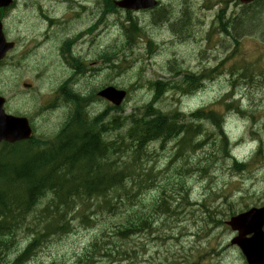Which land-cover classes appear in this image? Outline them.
<instances>
[{
  "label": "rangeland",
  "instance_id": "1",
  "mask_svg": "<svg viewBox=\"0 0 264 264\" xmlns=\"http://www.w3.org/2000/svg\"><path fill=\"white\" fill-rule=\"evenodd\" d=\"M72 1H76L75 6L84 3L87 7L88 15L82 21L85 23L74 24L75 27L79 23L80 30L91 22L89 17L94 22L101 15L100 12L106 13L103 14L104 22L99 25V28H102L100 31L103 32H97L99 35H95L94 42L88 44L87 41L84 45L86 47H82L84 50L77 47L74 52L71 51L72 57H77V51L78 55L82 54L91 63L105 51L110 57L109 67L118 68L113 70L105 67L101 72L90 70L87 74L82 70L80 74L77 62L74 66L61 64L57 57L58 46L55 47L54 43L52 51H41V56L48 55V59L52 57L55 61L54 65L45 68L49 65L47 60L39 59V52L37 55L34 49H28V44L23 42L22 45L26 47L21 46L19 50L11 52L0 65V92L9 98L8 112L31 115L37 127L34 129L36 136L55 135L64 122L75 114H72L71 102L65 99V94L69 92L79 96L82 115L89 113L88 111H103L104 114L111 112L116 117L127 116L134 108L151 100V91L143 85L144 83L151 79L162 80L171 70L181 73L189 72L191 68L202 73L204 70L200 66H206L210 68L207 73L212 79L208 78L199 92L182 95L170 90L158 106L168 113L180 107L186 119L190 120L193 119L192 112L213 106L215 111L222 114L232 144L241 136L256 135L257 141H252L246 146L239 140L236 143L240 145L234 146L233 154L245 166L236 165L233 159L223 153V136L212 121L202 118L197 119L196 123L201 126L199 140L205 141L204 146L199 150L187 151L170 167L166 166L175 151L176 140L165 144L159 141L151 143L143 152L139 166L132 169V174L127 170V174L138 176L128 182V187L132 190L125 196L127 200L117 209L116 214H102L96 209V213L90 215L93 224L82 223V218L78 215L72 220V217L69 218L70 233L61 236L62 238H51L44 242L45 246L42 244V249H38L37 258L31 262L72 263L97 234L102 230L109 231L113 224L124 221L130 215L143 220L149 217L152 227L139 228L128 239H117L111 235V240L116 242L119 249L107 241L111 247L109 253L112 255L104 258L105 264H247L241 251L230 244L236 233L226 224L232 211L239 213L252 206L264 205V1L245 11V7L238 6L234 0L228 4L203 3L201 0H171V4H166L169 16L182 22L187 18L188 30L175 32L168 24L154 21L155 12L140 13L136 17L141 24H145L147 34L152 38V50H145L141 44L131 51L127 58H120L119 55H123L122 51L128 43H119L118 47L109 45L114 35L121 32L114 23L117 14L105 12L107 8L100 0ZM203 5L207 8H203ZM180 7L184 10L185 18L178 13ZM60 10L57 11L58 14ZM222 11L221 23L217 22V25L221 24L225 31L215 25L211 39H207L210 30L212 31V19L215 20L216 15ZM73 13L71 10V14ZM18 14L17 9L0 14V17L5 16L4 23L9 31L6 35L8 34L9 40L26 37L32 29L22 27L23 22ZM120 16L124 17L125 14L121 13ZM24 20L25 25L28 19ZM150 20L157 26L148 25ZM69 32L76 33L74 29ZM244 34L246 36L242 38L241 44H237L236 39ZM129 37L134 39L132 35ZM136 37L138 39V36ZM25 55L26 59L22 60ZM111 55L115 57L113 62ZM13 58L20 59L21 63L17 61L15 66L8 67ZM102 64H105L104 60L100 59L92 68L98 69ZM242 66H248L250 72L251 69L255 70L253 78L249 77L250 72L246 75ZM213 68L216 69L212 70ZM141 73L143 79L139 82ZM24 82H34L35 87L25 88ZM107 83L130 93L127 97L129 99L123 104L126 106L124 112L117 111L115 107L96 96L100 89L109 85ZM65 84L64 94L62 89ZM229 92L238 94L239 99L228 98L222 102ZM48 99L45 111L37 112L41 104H45ZM239 109L246 115L240 113ZM110 115L112 114L108 116ZM254 129L256 133L252 131ZM125 131H117L115 137H120ZM214 154L217 158L209 164L207 157ZM128 156L133 158L134 153H129ZM8 159L6 157L1 161L6 162ZM115 159L117 163L118 159ZM204 164L208 165V174L203 175L198 170V165ZM145 179L147 182L143 181ZM134 180L141 184L135 186ZM164 193L181 198L186 196L191 201L184 202L189 211L181 214L179 221L171 216L163 218L165 214H169L162 211L167 208L163 201ZM46 201L43 203L46 204ZM210 216L213 217L211 221ZM16 241L18 245L14 250L18 252L20 248H24L27 241L23 236H18ZM125 250L131 252V256L124 252ZM100 263L102 261L98 264Z\"/></svg>",
  "mask_w": 264,
  "mask_h": 264
},
{
  "label": "trees",
  "instance_id": "2",
  "mask_svg": "<svg viewBox=\"0 0 264 264\" xmlns=\"http://www.w3.org/2000/svg\"><path fill=\"white\" fill-rule=\"evenodd\" d=\"M178 13L183 18L186 17L181 7L178 9ZM159 15L156 13L155 19ZM161 20L167 21L169 18L166 16ZM187 21L186 18L184 22L177 21L172 24L174 31H187L189 28ZM135 26L137 27V25ZM130 55L131 52L119 56L127 58ZM182 72L185 73L186 81H188L184 83V92H190L203 84L201 78L190 75L188 71ZM142 79L141 73L139 82ZM155 80L151 79L143 84L147 86L146 88L150 87L148 88L150 91L154 89L150 95L151 100L146 106L143 104L134 108L133 113L124 116L125 118L123 116L115 117V115H110V117L108 115L111 112L109 114L103 112L102 115L91 119L89 117L86 120L88 113L82 116L79 109L76 114L71 116L68 124L63 125L55 135L48 136L49 138L34 136L28 141L3 145V150L0 153V262L2 261V264H5L6 261V264H29L35 258L38 249L41 250L44 242H48L53 235L56 234L54 239L70 233L69 213H74V216L80 213L82 223L91 222L92 219L87 215V209L92 201L101 199V201H97L98 207L104 210L120 209L122 203L127 200L125 196H128L132 190L128 187V182L134 176H138L127 174V170L139 166L143 152L151 143L160 141L165 144L170 141L169 139L179 140L178 151L175 156L170 157L166 167L174 165L175 161L178 162L187 151L199 146L193 142L195 132L193 122L181 119L180 112L170 114L158 106L166 97V90L169 89V86L177 88L179 84ZM233 83L235 82L233 81ZM138 86L141 87L140 84ZM65 89L66 84L62 89L64 94ZM161 90L163 91L161 92ZM73 95L69 92L65 95V99L71 102ZM116 109L124 112L125 105L122 104ZM239 111L244 114L243 110L239 109ZM88 112L91 114L90 111ZM198 113H203L207 119L210 118L218 125L220 132L224 133L222 115L216 111H199ZM123 129L126 130V133L115 137V132L122 130L120 132L122 133ZM181 134L183 135L182 140H180ZM222 149L228 153V147L225 144ZM129 153H134V157L130 158ZM6 157L10 162L1 161ZM115 157L118 159L117 163ZM216 158V154L207 157L209 164ZM199 167L198 170L203 175L208 174V165L204 164L200 169ZM74 171H76L75 174ZM143 181L147 182V179ZM134 184L139 186L141 182L134 180ZM44 201L47 203H43ZM163 201L167 208L162 211L169 213L165 214L163 218L171 216L176 221L180 220L181 214L189 211L184 206V202H191L186 196L181 198V196L168 193H164ZM37 207L38 209H36ZM76 208L80 210L75 212ZM212 218L210 216L209 221ZM150 226L152 227L149 217L143 220L129 215L124 221L114 224L110 232L102 230L91 244L85 247L86 250L78 255L76 261L64 264H98L101 261L102 264H105L104 258L112 255L109 253L111 247L107 241L117 247L116 242L111 240V235L117 239H124L137 229H146ZM22 229L28 234V237L23 235ZM41 232L42 234H40ZM17 235L24 236L27 241L26 246L20 250L21 252L18 251L19 253L14 250L17 245V242L14 241L18 237ZM28 240L31 242L30 244ZM124 252L131 256V252L127 250ZM53 264L63 263L54 262Z\"/></svg>",
  "mask_w": 264,
  "mask_h": 264
},
{
  "label": "water",
  "instance_id": "3",
  "mask_svg": "<svg viewBox=\"0 0 264 264\" xmlns=\"http://www.w3.org/2000/svg\"><path fill=\"white\" fill-rule=\"evenodd\" d=\"M11 0H0L1 5H9ZM122 7L147 8L153 6V0H124L119 3ZM12 43H6L0 26V58L5 51L12 47ZM124 92L108 89L104 97L115 104H120L124 99ZM4 99L0 98V141L6 139L14 142L21 139L30 138L32 129L24 118L8 115L3 110ZM234 229L239 230V235L233 239L237 243L248 264H264V208L252 209L249 212L235 216L229 222ZM254 233L251 237L248 234Z\"/></svg>",
  "mask_w": 264,
  "mask_h": 264
},
{
  "label": "flooded vegetation",
  "instance_id": "4",
  "mask_svg": "<svg viewBox=\"0 0 264 264\" xmlns=\"http://www.w3.org/2000/svg\"><path fill=\"white\" fill-rule=\"evenodd\" d=\"M100 1H102V0H100ZM165 1H166V3H164ZM170 1L171 0H160V3H163V4L155 11L153 18H154V21H159V23H163V25L168 24L169 27L172 30H174L172 24L176 23V20H173L169 16V12L167 11L168 5H166V4H171ZM179 1L180 0H177L176 2H179ZM183 1H186V0H183ZM74 2H76V1L55 0L52 2L51 0H19L20 5L26 11L25 12L26 18L28 19L26 24L32 26L34 28V32H41L44 34V36L46 35L45 39L48 41L51 40V38L57 32L68 31V30H72L73 28H75L74 24H75V22H79V20L77 21V15L75 12L73 14H71V10L74 11V8H72V7H78V6H75ZM40 5L43 7L41 8ZM79 7H80V12L82 14H84L86 12V8H87L86 5L84 3H82L81 5L79 4ZM36 9H38V11H36ZM59 9H61L60 11L62 12V14H61V12L59 14L57 13V11ZM243 9L245 11L250 10L249 8H246V7ZM39 11H40V13H39ZM105 11H107L109 13L113 12V11H109V10H105ZM156 13H157V15H159L158 13H161V14L155 19ZM93 14H94V12H93ZM100 14L101 15H99L97 17V20L93 22V24L97 27H99L100 23L104 22L103 14H106V13L100 12ZM166 16L169 18V20H167V21L161 20L163 17H166ZM68 20H70L71 22H69ZM65 24H69V25H65ZM23 25H24V19H23ZM135 25H137V27H139L138 24H135ZM47 34H49V35H47ZM70 40H71V42L68 43V45L66 46L64 51L59 56H57L58 60L61 61L62 65H70V66H74L75 62H77V64H78L77 69L79 70V73L81 74L83 72L82 70H84L85 73L87 74L88 72H90V69H88L84 66H81L79 64L81 62L80 60H82L84 58L82 56V54L80 56V55H78V52L76 51L77 58H75V56L72 57L71 51L74 52L75 48L81 47V46L83 47L85 45V43L88 41V38L87 37L83 38L81 41L77 40V43H74L73 38H70L69 40L67 39L66 41H70ZM36 52H39V59H40L41 58V50H39V51L37 50ZM113 56L114 55H111L112 62L115 60V57H113ZM54 62H55L54 59L52 60V57H51L50 59L47 60V63L49 65H46L45 68L54 65ZM159 80H161V79H159Z\"/></svg>",
  "mask_w": 264,
  "mask_h": 264
},
{
  "label": "bare ground",
  "instance_id": "5",
  "mask_svg": "<svg viewBox=\"0 0 264 264\" xmlns=\"http://www.w3.org/2000/svg\"><path fill=\"white\" fill-rule=\"evenodd\" d=\"M71 4H72V3H71ZM71 4H70V5H71ZM72 6H73V5H72ZM85 13H86V12H85ZM86 14H88V13H86ZM70 15H71V14H70ZM70 17H71V16H70ZM176 22H177V21H176ZM68 29H69V28H68ZM41 31H42V30H41ZM44 32H45V31H44ZM39 33H41V32H39ZM72 34H73V33H72ZM47 35H49V34H47ZM45 36H46V35H45ZM97 39H98V38H97ZM68 40H69V39H68ZM84 40H85V39H84ZM88 40H89V39H88ZM97 42H98V41H97ZM79 44H80V43H79ZM88 44H89V43H88ZM88 44H87V45H88ZM194 44H195V42H194ZM72 47H73V46H72ZM84 47H86V46H84ZM83 50H84V49H83ZM83 50H82V51H83ZM85 50H86V49H85ZM110 51H111V50H110ZM110 51H109V52H110ZM153 51H154V50H153ZM85 52H86V51H85ZM96 53H97V52H96ZM110 53H111V52H110ZM80 56H81V55H80ZM55 57H56V56H55ZM56 58H57V57H56ZM75 58H77V57H75ZM83 59H84V58H83ZM83 59H82V60H83ZM92 59H93V58H92ZM80 61H81V60H80ZM172 68H173V67H172ZM63 72H64V71H63ZM79 76H80V75H79ZM87 76H88V75H87ZM86 79H87V78H86ZM88 79H89V78H88ZM74 80H75V79H74ZM154 80H155V79H154ZM152 81H153V80H152ZM155 81H156V80H155ZM157 81H158V80H157ZM164 83H165V82H164ZM73 84H74V83H73ZM154 84H155V83H154ZM156 85H157V84H156ZM69 86H70V85H69ZM170 86H171V85H170ZM71 87H72V86H71ZM73 87H74V86H73ZM148 88H150V87H148ZM154 88H155V87H154ZM67 89H69V88H67ZM75 89H76V88H75ZM108 89H114V90H117V91H118V90H119V91H123L124 94H125V95H124V100H123V102H121L120 104H115V103H114V105H112V106L115 107V108H117V107L121 106L122 104H124L125 101H126V99H127V97H129V94H130V93H129L127 90H125V89H121V88H118V87L115 86V85H112V84L110 85V84H109V85L103 87L102 89H100V90L97 92L96 96L99 97V98H101V99H103L104 94H105V92H106ZM153 90H154V89H153ZM153 90H152V91H153ZM158 90H159V89H158ZM73 91H74V90H73ZM152 91H151V92H152ZM162 91H163V90H161V92H162ZM251 91H252V90H251ZM161 92H160V93H161ZM72 94H73V93H72ZM76 94H77V93H76ZM65 95H66V94H65ZM79 95H80V94H79ZM153 95H154V92H153ZM164 95H165V94H164ZM80 97H81V96H80ZM150 97H151V96H150ZM71 98H73V100L71 101V104H72V108H73V110H72L73 113H72V114H74V113H77L78 110H79V105H78V102H79V96L74 94ZM85 98H86V97H85ZM149 99H150V98H149ZM161 100H162V99H161ZM64 102H65V100H64ZM64 102H63V103H64ZM146 104H147V103H146ZM146 104H145V106H146ZM67 105H68V104H67ZM140 105H141V104H140ZM125 107H126V106H125ZM139 107H140V106H139ZM143 107H144V106H143ZM153 107H154V106H153ZM136 108H137V107H136ZM155 108H156V107H155ZM85 109H86V108H85ZM99 109H100V108H99ZM103 109H104V108H103ZM101 110H102V109H100V111H101ZM157 110H158V109H157ZM85 111H86V110H85ZM97 111H99V110H97ZM86 112H87V111H86ZM150 112H151V111H150ZM81 113H82V110H81ZM102 113H103V111L100 112V113H93V114H92V113H91V114L88 113V114L86 115V118H85V119L87 120V118H89V117H90V119H91V118L96 117V116H98V115H102ZM119 113H120V112H119ZM132 113H133V112H132ZM137 113H138V112H137ZM141 113H143V112H141ZM85 114H86V113H85ZM85 114H83V115H85ZM111 114L114 116L113 113H111ZM83 115H82V116H83ZM120 115H121V114H120ZM110 117H111V116H110ZM115 117H116V116H115ZM123 117H124V116H123ZM138 117H139V116H138ZM140 117H141V116H140ZM106 118H107V117H106ZM106 118H104V119H106ZM124 118H125V117H124ZM70 119H71V118H68V120L64 122V125H65V124H68L69 121H70ZM92 120H93V119H92ZM106 120H107V119H106ZM117 120H118V119H117ZM128 122H129V121H128ZM129 126H130V125H129ZM125 128H126V127H125ZM121 129H122V128H121ZM123 130H124V129H123ZM118 131L121 132L122 130H121V131L118 130ZM115 133H116V132H115ZM125 133H126V132H125ZM34 136H36L35 130H33V132H32L31 139H32ZM129 142H130V141H129ZM175 143H176V142H175ZM208 147H209V146H208ZM41 148H42V147H41ZM217 150H218V149H217ZM207 153H208V152H207ZM203 154H204V153H203ZM170 155H171V154H170ZM172 156H173V155H172ZM200 158H201V157H200ZM172 159H173V158H172ZM102 160H103V159H102ZM201 163H202V162H201ZM201 166H202V165H201ZM201 166H200V167H201ZM200 167H199V169H200ZM49 170H50V169H49ZM201 173H202V172H201ZM38 206H39V205H38ZM42 208H43V207H42ZM42 208H41V209H42ZM36 209H38V207H37ZM38 211H39V210H38ZM32 213H33V212H32ZM35 214H36V212H35ZM29 216H30V215H29ZM36 217H37V216H36ZM38 217H39V216H38ZM46 217H47V216H46ZM27 220H29V219H27ZM27 220H26V221H27ZM68 220H69V219H68ZM37 221H38V220H37ZM22 222H23V221H22ZM28 222H30V221H28ZM32 222H33V221H32ZM48 222H49V221H48ZM72 222H74V221H72ZM34 223H35V222H34ZM227 223H228V222H227ZM25 224H26V222H25ZM25 224H24V225H25ZM35 225H36V224H35ZM18 226H19V225H18ZM41 226H42V225H41ZM27 227H28V226H27ZM32 227H33V226H32ZM32 227H30V228H32ZM23 228H24V227H23ZM14 229H15V228H14ZM37 230H39V229H37ZM37 230H35V231L37 232ZM22 231L24 232L23 229H22ZM17 233H18V232H17ZM23 234H25V232H24ZM30 234H31V233H30ZM40 234H42V232H41ZM65 234H66V233H65ZM27 235H28V234H27ZM27 235H26V236H27ZM17 236H18V235H17ZM29 236H30V235H29ZM31 236H33V235H31ZM54 236H56V234L53 235V237H54ZM23 237H24V236H23ZM27 237H28V236H27ZM51 237H52V236H51ZM53 237H52V238H53ZM63 237H64V236H63ZM2 238H3V237H2ZM16 238H17V237H16ZM57 238H58V237H57ZM61 238H62V237H61ZM6 239H7V238H6ZM24 239H25V237H24ZM26 239H27V238H26ZM29 240H30V239H29ZM29 240H28V243L30 244L31 242H30ZM14 241H15V243L17 242L16 239H15ZM4 242H5V241H4ZM11 243H12V242H11ZM15 243H14V244H15ZM16 244L18 245V242H17ZM26 244H27V243H26ZM17 245H16L15 247H17ZM1 246H2V245H1ZM25 246H26V245H25ZM25 246H24V247H25ZM44 246H45V245H44ZM15 247H14V248H15ZM0 249H1V247H0ZM21 249H22V248H20L19 251H20ZM24 250H25V249H24ZM24 250H23V251H24ZM20 252H21V251H20ZM18 253H19V252H18ZM2 256H3V255H2ZM2 256H1V257H2ZM15 256H16V255H15ZM17 256H18V255H17ZM17 256H16V257H17ZM36 256H37V254H36ZM36 256H35V257H36ZM7 257H8V256H7ZM4 258H5V257H4ZM36 258H37V257H36ZM6 259L11 260L10 258H6ZM9 260H8V262H9ZM91 260H92V259H91ZM93 260H96V259H93ZM97 260H98V258H97ZM101 260H103V259H101ZM12 261H13V258H12ZM32 261H33V260H32ZM42 261H43V260H42ZM1 262H2V261H1ZM1 262H0V263H1ZM6 262H7V261H6ZM6 262H5V264H6ZM13 262H14V261H13ZM10 263H11V262H10ZM27 263H28V262H27ZM30 263L33 264L32 262H30ZM34 263H35V262H34ZM97 263H98V262H97ZM1 264H2V263H1ZM3 264H4V263H3ZM100 264H102V263H100Z\"/></svg>",
  "mask_w": 264,
  "mask_h": 264
}]
</instances>
